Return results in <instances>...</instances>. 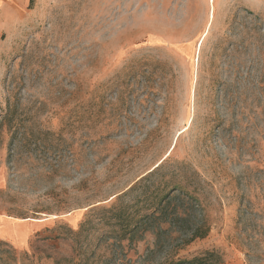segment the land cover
I'll return each instance as SVG.
<instances>
[{
  "label": "rangeland",
  "instance_id": "1",
  "mask_svg": "<svg viewBox=\"0 0 264 264\" xmlns=\"http://www.w3.org/2000/svg\"><path fill=\"white\" fill-rule=\"evenodd\" d=\"M19 10L0 36V264H264V0Z\"/></svg>",
  "mask_w": 264,
  "mask_h": 264
},
{
  "label": "crops",
  "instance_id": "2",
  "mask_svg": "<svg viewBox=\"0 0 264 264\" xmlns=\"http://www.w3.org/2000/svg\"><path fill=\"white\" fill-rule=\"evenodd\" d=\"M26 2L27 0H16V3L0 0V36L8 25L17 19L20 14L19 8H22Z\"/></svg>",
  "mask_w": 264,
  "mask_h": 264
},
{
  "label": "trees",
  "instance_id": "3",
  "mask_svg": "<svg viewBox=\"0 0 264 264\" xmlns=\"http://www.w3.org/2000/svg\"><path fill=\"white\" fill-rule=\"evenodd\" d=\"M161 217V216H160ZM146 218H143L144 220ZM143 222V221H141ZM205 235H197L196 233L193 235L192 240H195L198 237H204ZM216 258L214 254H210L208 258ZM207 260L205 258H194L192 260H176V261H171L168 264H204L206 263Z\"/></svg>",
  "mask_w": 264,
  "mask_h": 264
}]
</instances>
